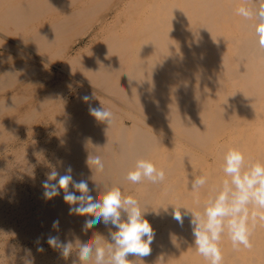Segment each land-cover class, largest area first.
Here are the masks:
<instances>
[{"label": "bare ground", "instance_id": "6f19581e", "mask_svg": "<svg viewBox=\"0 0 264 264\" xmlns=\"http://www.w3.org/2000/svg\"><path fill=\"white\" fill-rule=\"evenodd\" d=\"M247 0H0V264H93L76 250L61 255L47 237L110 239L115 226L85 222L94 208L60 194L47 200L51 171L93 173L159 212L171 204L201 210L224 178V151L264 161V49L235 8ZM83 73L87 75V78ZM110 103L113 119L95 117L82 97ZM99 147L105 164L86 162ZM166 169L154 185L124 179L137 157ZM63 159V165L56 163ZM193 168L210 184L190 189ZM32 175H28V174ZM100 191L94 181L89 185ZM156 232L148 256L132 264H207L191 246L189 217L147 216ZM53 220L59 221L53 229ZM170 234H173L172 240ZM253 247L221 241L224 264H264V226ZM42 246L44 251L37 248Z\"/></svg>", "mask_w": 264, "mask_h": 264}, {"label": "clouds", "instance_id": "9594fccd", "mask_svg": "<svg viewBox=\"0 0 264 264\" xmlns=\"http://www.w3.org/2000/svg\"><path fill=\"white\" fill-rule=\"evenodd\" d=\"M234 10L244 20L255 21L251 26L255 43L258 48L264 49V0H247ZM93 94L83 96L82 100L89 103V110L95 117H106L110 122L113 119L112 105L101 101L100 97L95 102L91 101ZM93 160L97 166H103L105 154L99 147L88 146L86 162L92 169L90 161ZM56 163L63 165L64 161L57 158ZM48 166L51 171L46 173L47 178L42 181L45 199L51 200L63 190L65 202L77 207L94 208V211L86 213L85 222L101 218L105 225L111 223L115 226V230L109 232L110 239L99 233L91 236L77 235L74 238L65 236L63 239L52 234L47 237V244L58 249L61 255L76 250L82 260L91 257L93 264H132L133 260L128 259L130 254L141 259L148 256L156 232L147 216L159 215L161 211L170 214L181 226L185 217H189L193 237L191 246L207 264H224L220 246L223 239L229 240L235 251L251 249L253 231L257 226H264V161L248 159L244 151L236 147H229L223 152L220 168L224 178L210 189L198 211L184 204L171 203L166 210L161 207L159 212L146 210L148 205L142 204L134 195H125L120 186H103L94 176V169L91 177L87 172H80L73 188L71 167L61 174L57 167L51 164ZM166 176V169L157 167L150 158L140 156L127 169L124 179L132 184L147 181L158 185L165 182ZM93 181L102 186L100 191H94L89 186ZM209 184L208 175L196 174L193 168L191 191L199 193ZM52 227L58 229L59 221L53 220ZM172 236L170 234L171 240ZM23 251L21 264H35L31 249L24 248ZM37 251L43 252L44 249L39 246ZM71 264H78L75 257Z\"/></svg>", "mask_w": 264, "mask_h": 264}]
</instances>
